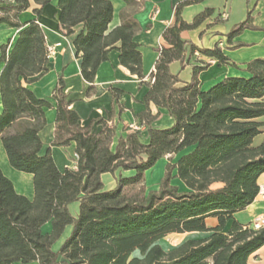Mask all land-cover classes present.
<instances>
[{
  "label": "trees",
  "instance_id": "1",
  "mask_svg": "<svg viewBox=\"0 0 264 264\" xmlns=\"http://www.w3.org/2000/svg\"><path fill=\"white\" fill-rule=\"evenodd\" d=\"M31 0H0V25L19 30L12 47L0 48V138L10 165L33 175L32 199L16 191L0 168V264H252L250 257L264 246V226H244L235 214L259 195L264 174V142L254 145L264 122V58L238 65L215 44L199 47L182 38L211 17L206 8L191 23L182 17L187 5L202 0H184L175 6V22L166 27L152 83L144 97L164 108L174 123L168 128L148 124L149 141L138 132L119 138L112 150L113 130L95 134L80 125L61 81L54 91L57 117L52 146L75 143L77 168L61 171L50 148L41 154L40 131L46 125L50 103L24 85L49 69L46 35L36 20L20 21ZM42 6L50 0H33ZM128 5L134 0H124ZM59 19L81 58V74L93 83L99 66L119 51L120 63L143 78L142 54L134 37L140 30L132 14L123 12L120 24L111 28V0H58ZM250 11L234 25L227 41L246 29H258ZM119 44V45H117ZM230 65L244 75L229 76L203 90L199 74L208 63L193 67L190 82L178 85L170 64L188 65L195 52ZM117 97V90L111 88ZM169 161L157 191L147 190L146 174L167 155ZM119 175L117 185L106 190L102 175ZM179 180L183 189L173 180ZM79 202L74 217L69 205ZM217 224L209 226L208 218ZM51 223V231L42 228ZM71 235L55 251L53 245L67 226ZM206 233L189 238L166 251L159 241L168 234Z\"/></svg>",
  "mask_w": 264,
  "mask_h": 264
},
{
  "label": "crops",
  "instance_id": "2",
  "mask_svg": "<svg viewBox=\"0 0 264 264\" xmlns=\"http://www.w3.org/2000/svg\"><path fill=\"white\" fill-rule=\"evenodd\" d=\"M182 1L184 0H134V3L128 5L124 0H111L114 6L111 28L120 24V16L123 12L132 14L140 26V30L136 33L134 39L138 44V50L142 54L143 78H139L138 75L131 73L127 67L123 66L119 61V51L113 49L109 53V59L99 66L92 85V91H89L91 84L82 77L81 58L77 55L73 44V40L81 30V26H77L72 34L65 33L59 19L58 0H50L45 6L31 0L30 6L21 12L19 16L21 22L36 20L45 32L47 45L56 46V53L49 60L48 71L34 81L24 82V85L31 89L37 97L50 103V107L45 109L47 123L39 133L43 143L40 153L45 154L50 148L51 155L61 171L66 168H73L75 156V143H71L66 147L51 145L54 141L57 117V102L53 94L61 81L64 84V92L70 102V108L79 114L82 127L89 128L95 134H100L105 128L113 130L112 150L116 149L119 138L125 137L130 132L127 129L129 123H145L143 129L138 132L143 143L149 141L148 124L154 128H168L173 125L174 120L166 109L159 108L153 102L146 103L144 97L149 90V85L152 83L150 75L155 69L159 50L162 46H169L163 37V32L166 27L175 22V6ZM251 7L254 10L253 24L258 29H246L233 38L231 42L227 41L228 32L234 25L246 18V14ZM206 8L214 9L213 15L199 26L182 31L181 36L183 39L204 48H212L215 44L223 42L225 45L222 48L224 53L238 65L241 63L243 65L250 60V58L235 60L231 57V52L241 48L255 49L256 54L264 58V0H202L184 7L182 17L185 21L191 23ZM223 12L228 14L227 18L222 16ZM18 32L19 30L15 28L0 25V48L7 44L9 50L16 40ZM200 61L209 64L199 74L202 89L204 86H213L226 77L245 74L239 69H231L230 65H219L215 59L201 55L196 51L194 58L188 65L182 67L179 61L170 64L171 72L179 77L178 85H184L191 81L193 67ZM1 68L0 66V70ZM111 88L117 90V97H114L111 93ZM260 121L264 122V120ZM263 142L264 126L261 127V133L254 139V145H260ZM0 168L12 180L18 193L30 199L34 197L33 175L18 171L10 165L1 138ZM133 173V171H117L115 175L103 174L104 188L106 190L115 188L119 175L130 176ZM105 178L108 179V187ZM259 183L264 184V174L259 178ZM75 203H77L76 208H74L75 211H70ZM69 211L74 217H77L79 202L71 203ZM261 215H264V200L258 195L244 210L235 214V219L248 227L252 225L255 218ZM207 223L209 226H215L217 220L210 217L207 219ZM42 230L44 233H49L51 223L45 224ZM71 232L72 226H67L60 239L64 238V242L71 235ZM187 233L197 234L200 237L206 236V233L200 232ZM249 261L252 264H264V246L255 252Z\"/></svg>",
  "mask_w": 264,
  "mask_h": 264
},
{
  "label": "rangeland",
  "instance_id": "3",
  "mask_svg": "<svg viewBox=\"0 0 264 264\" xmlns=\"http://www.w3.org/2000/svg\"><path fill=\"white\" fill-rule=\"evenodd\" d=\"M249 11L251 12L252 17H254L253 16V11H254L253 10V7H251ZM247 14H248V12H247ZM247 14H246V17H247ZM254 36H256V35H254ZM225 43H226V40H225ZM224 47H225V45H224ZM230 55L235 60H242V59L250 58L249 61H251V60H253L255 58H259L260 57L259 54H256V50L255 49H252V48H241L239 50H236L234 52H231ZM240 65H242V63ZM234 68L235 67L232 68V66H231V69L234 70ZM209 87H211V86H204L203 90H206ZM259 120H264V118L263 119H259ZM177 157L178 156L175 155V154H173V155H167L161 161H159L155 165V167H153L151 170H149L147 172V174H146V180H145V185H146L147 190H150V191H157V190H159L161 179L163 178V176L165 174L166 164L169 161L175 162L176 159H177ZM105 179H106L105 180V183H106V185L108 187V185H109L108 182H107L108 179L107 178H105ZM173 183L174 184H178L181 189L184 188L183 185L181 184V182L179 180H177V179L173 180ZM76 206H77V203L73 204L72 207H71V209H70V211H75L74 208H76ZM199 237H200V235H197V234H188V233L176 234V233H172V234H168L163 239H161L159 241V244L166 251H169V250L177 247L178 245H180L182 242H184L185 240H187L189 238H199ZM63 240H64V238L63 239H60L59 241H57L54 244L53 249L55 251L58 250V248L61 245V243L63 242ZM17 264H24V263H20L19 262ZM27 264H39V263L37 261H33V262H30V263H27Z\"/></svg>",
  "mask_w": 264,
  "mask_h": 264
},
{
  "label": "built area",
  "instance_id": "4",
  "mask_svg": "<svg viewBox=\"0 0 264 264\" xmlns=\"http://www.w3.org/2000/svg\"><path fill=\"white\" fill-rule=\"evenodd\" d=\"M222 16L224 18L228 17V14L226 12L222 13ZM219 47L223 48L224 47V43L223 42H219ZM56 53V46H48V59L50 60ZM214 62V60H212ZM145 126L144 122H132L129 123L127 126V129L130 132H140L143 127ZM77 159H78V155L75 154L74 156V164H73V168H77ZM259 196L261 197L262 200H264V184H260V190H259ZM252 227L254 228H260L264 226V215L258 216L257 218H255V220L253 221Z\"/></svg>",
  "mask_w": 264,
  "mask_h": 264
}]
</instances>
